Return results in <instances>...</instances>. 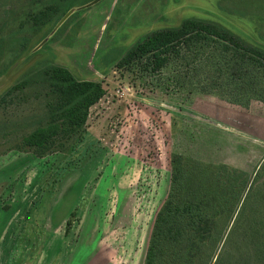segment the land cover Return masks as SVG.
<instances>
[{
    "label": "rangeland",
    "instance_id": "374dc122",
    "mask_svg": "<svg viewBox=\"0 0 264 264\" xmlns=\"http://www.w3.org/2000/svg\"><path fill=\"white\" fill-rule=\"evenodd\" d=\"M91 1L68 0L62 22L38 27L31 18L49 0H0V100L48 64L105 90L81 139L41 157L20 140L43 112L39 88L0 102V123L16 130L0 131V264H144L155 213L173 187L172 154L182 155L190 200L208 194L201 206L221 204L226 217L264 159V104L233 101L226 87L203 82L209 61L181 81L170 64H116L143 35L190 17L264 48V0ZM215 171L220 177L208 178Z\"/></svg>",
    "mask_w": 264,
    "mask_h": 264
},
{
    "label": "trees",
    "instance_id": "16d2710c",
    "mask_svg": "<svg viewBox=\"0 0 264 264\" xmlns=\"http://www.w3.org/2000/svg\"><path fill=\"white\" fill-rule=\"evenodd\" d=\"M67 1L49 0L45 9L32 16L33 24L40 27L55 17L60 19L73 6L65 5ZM27 41L23 38V45ZM2 45L0 38V60ZM207 61L213 73L201 78L203 82L220 89L226 87L233 101L264 104V48L216 21L190 17L174 28L147 33L116 64L131 68L140 63L154 70L170 64L178 67L175 80L181 81L195 64ZM32 86L43 95V112L30 123L34 128L21 134V148H29L39 157L70 149L85 132L90 108L105 93L101 83L76 79L67 68L48 64L13 85L0 102L22 97ZM11 125L0 123V131L5 136L14 134ZM25 126L28 124H22V129ZM170 165L173 187L168 203L155 213L144 264H264V159L227 217L219 210L223 209L221 204L215 209L201 206L208 194L190 200L182 155L172 154ZM212 177L218 178L220 173L210 172L208 178Z\"/></svg>",
    "mask_w": 264,
    "mask_h": 264
},
{
    "label": "water",
    "instance_id": "95a60500",
    "mask_svg": "<svg viewBox=\"0 0 264 264\" xmlns=\"http://www.w3.org/2000/svg\"><path fill=\"white\" fill-rule=\"evenodd\" d=\"M98 1L100 0H92L90 3H88L87 5H92V4H95L97 3ZM71 13V11L69 10L64 16L63 18L60 20V22H62L69 14Z\"/></svg>",
    "mask_w": 264,
    "mask_h": 264
}]
</instances>
